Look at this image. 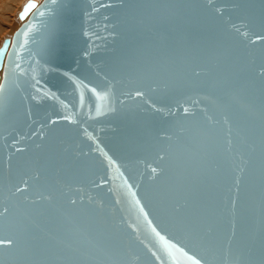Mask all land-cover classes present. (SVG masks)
Wrapping results in <instances>:
<instances>
[{
	"label": "water",
	"instance_id": "95a60500",
	"mask_svg": "<svg viewBox=\"0 0 264 264\" xmlns=\"http://www.w3.org/2000/svg\"><path fill=\"white\" fill-rule=\"evenodd\" d=\"M29 3L0 47L3 264H264V0Z\"/></svg>",
	"mask_w": 264,
	"mask_h": 264
},
{
	"label": "snow or ice",
	"instance_id": "6c2138e0",
	"mask_svg": "<svg viewBox=\"0 0 264 264\" xmlns=\"http://www.w3.org/2000/svg\"><path fill=\"white\" fill-rule=\"evenodd\" d=\"M53 2H54V0H53ZM35 8H37V5H36L35 3H29V4L25 7L24 12L21 14V17H20V18L23 19L31 9H35ZM43 14H44V13H42V12L40 13V15H43ZM237 31H240V30L237 29ZM23 34H24V35H27V31H25ZM257 39H260V37L258 36ZM16 67L19 68V65H17ZM21 74H23V73H21ZM194 75L199 76L200 73H199V72H195ZM261 78H262V80H264V73L261 74ZM83 87L88 88V85L84 84ZM89 91L92 92V93L96 96L97 100L102 101V100H105V99L107 98V93L101 94V93L98 92L97 89L94 88V87L89 88ZM3 92H4V86H3V85H0V93H3ZM136 95H137V96H141V95H143V93H141V92H137ZM33 99H34V98H33ZM81 103H83V97H81ZM111 110L114 111V109H111ZM185 111H187V110H185ZM96 113H97V115L102 114V113H101V107H100L99 104L96 106ZM65 118L67 119V117H65ZM54 122H55V121H53V123H54ZM225 122H227V120H226ZM227 143H228V145H229V150H230V149H231V145H232V141H231V140H228ZM250 147H251V146H250ZM252 150L254 151V148H252ZM160 159L163 160L164 157L161 156ZM151 171H152V173L154 174V175H153V179H154L155 176L158 175V173H157V169H156V168H152ZM240 171L243 172L244 169L241 168ZM235 184H236V186H237V190H239V185H240V179H239V178H237V179L235 180ZM17 191H19V189H17ZM71 203H72V204H75L76 201L73 200V201H71ZM137 203H139V201H137ZM231 206H232V208H233V210H234L235 207H236V201H235V200H232V201H231ZM183 207H184V205H182V204L177 205V207H176V211H177L178 213L181 212L182 209H183ZM141 211H143V209H141ZM7 212H8V209H4L3 212H0V217L4 216ZM146 215H147V214L145 213V216H146ZM150 223H151V221H149V224H150ZM153 231H154V232L156 231L155 228H153ZM212 233H213V227L210 226V227L206 230L205 235H206V236H209V238H211V234H212ZM156 235L159 236L160 234L157 232ZM235 235H236V232H235V224H233V226H232V234H231V236L228 237V239H227V244H228V246H229V250L231 249L232 240H233V238L235 237ZM161 239H163V237H161ZM17 247H18V243H17L16 240H14V239H10V238H9V239H2V238H0V249L12 250V249H16ZM172 247H175V246L172 245ZM73 251H76V250L74 249ZM179 251L183 252L182 249L179 250ZM183 254H184V255H187V253H183ZM189 259L192 260V264H201V261L198 260V259H194L193 257H189ZM0 264H3V259H0ZM224 264H228V256H225V257H224Z\"/></svg>",
	"mask_w": 264,
	"mask_h": 264
},
{
	"label": "bare ground",
	"instance_id": "6f19581e",
	"mask_svg": "<svg viewBox=\"0 0 264 264\" xmlns=\"http://www.w3.org/2000/svg\"><path fill=\"white\" fill-rule=\"evenodd\" d=\"M20 1L21 0H0V32L6 26L9 27L13 24L15 18L17 17V14H18L19 18L21 17V14H20L21 11H20V13H18V11H17V5ZM28 1H30V0H28ZM28 1H26V3ZM34 1L38 4L42 0H38L40 2H37L36 0H34ZM26 3L23 5L22 10L24 9ZM25 20H26V18L21 19L22 22H24ZM13 36H12V38H13ZM7 38H9V37H7ZM5 39L0 43L1 46L3 45V42L5 41ZM2 74H3V70L0 71V75H2Z\"/></svg>",
	"mask_w": 264,
	"mask_h": 264
},
{
	"label": "rangeland",
	"instance_id": "374dc122",
	"mask_svg": "<svg viewBox=\"0 0 264 264\" xmlns=\"http://www.w3.org/2000/svg\"><path fill=\"white\" fill-rule=\"evenodd\" d=\"M21 0L18 5H17V11L18 13H20V11H22V7L23 5L26 3V1L28 0ZM37 2H40L38 0H36ZM22 21L21 19L18 17L15 18L13 24L11 26H6L4 29L1 30L0 32V43L7 37L12 38V36L14 35V33L20 28V26L22 25ZM1 46V45H0Z\"/></svg>",
	"mask_w": 264,
	"mask_h": 264
}]
</instances>
